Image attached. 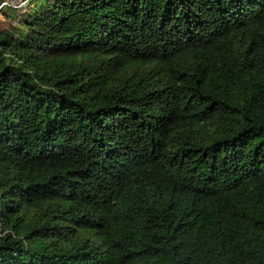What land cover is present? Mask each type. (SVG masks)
I'll return each mask as SVG.
<instances>
[{"label":"trees","instance_id":"trees-1","mask_svg":"<svg viewBox=\"0 0 264 264\" xmlns=\"http://www.w3.org/2000/svg\"><path fill=\"white\" fill-rule=\"evenodd\" d=\"M0 0V264H264V0Z\"/></svg>","mask_w":264,"mask_h":264},{"label":"rangeland","instance_id":"rangeland-1","mask_svg":"<svg viewBox=\"0 0 264 264\" xmlns=\"http://www.w3.org/2000/svg\"><path fill=\"white\" fill-rule=\"evenodd\" d=\"M11 2L14 4V5H23L25 2H22V0H11Z\"/></svg>","mask_w":264,"mask_h":264},{"label":"built area","instance_id":"built-area-1","mask_svg":"<svg viewBox=\"0 0 264 264\" xmlns=\"http://www.w3.org/2000/svg\"><path fill=\"white\" fill-rule=\"evenodd\" d=\"M14 5V4H13ZM0 7H1V5H0Z\"/></svg>","mask_w":264,"mask_h":264}]
</instances>
